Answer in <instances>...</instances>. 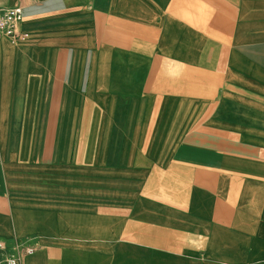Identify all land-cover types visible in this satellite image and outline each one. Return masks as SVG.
Masks as SVG:
<instances>
[{
  "label": "crops",
  "instance_id": "crops-1",
  "mask_svg": "<svg viewBox=\"0 0 264 264\" xmlns=\"http://www.w3.org/2000/svg\"><path fill=\"white\" fill-rule=\"evenodd\" d=\"M7 7L30 39L0 38V243L33 247L21 264H264V0Z\"/></svg>",
  "mask_w": 264,
  "mask_h": 264
},
{
  "label": "built area",
  "instance_id": "built-area-1",
  "mask_svg": "<svg viewBox=\"0 0 264 264\" xmlns=\"http://www.w3.org/2000/svg\"><path fill=\"white\" fill-rule=\"evenodd\" d=\"M24 15L20 7L0 8V38L16 44L27 43L29 33L22 30ZM34 254V248L25 243L6 246L0 243V264H21L25 257Z\"/></svg>",
  "mask_w": 264,
  "mask_h": 264
},
{
  "label": "rangeland",
  "instance_id": "rangeland-1",
  "mask_svg": "<svg viewBox=\"0 0 264 264\" xmlns=\"http://www.w3.org/2000/svg\"><path fill=\"white\" fill-rule=\"evenodd\" d=\"M83 82L84 81H80V80H78L77 81V83H78V87H84L83 86ZM78 98V106L80 107V99L82 98L81 96H78L77 97ZM83 99V98H82ZM29 130V133H28V135L29 136H37L38 135V133H39V135H43V131H44V129H39V128H33V129H28ZM80 131H82L83 132V129H77V133L78 134H81V133H79ZM83 134V133H82Z\"/></svg>",
  "mask_w": 264,
  "mask_h": 264
}]
</instances>
